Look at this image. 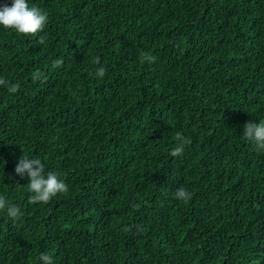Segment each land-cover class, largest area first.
<instances>
[{
	"label": "trees",
	"instance_id": "1",
	"mask_svg": "<svg viewBox=\"0 0 264 264\" xmlns=\"http://www.w3.org/2000/svg\"><path fill=\"white\" fill-rule=\"evenodd\" d=\"M28 3L41 33L0 27V78L19 85L0 86V196L21 210L0 212V264H264V152L242 137L264 122V0ZM24 156L68 192L30 203Z\"/></svg>",
	"mask_w": 264,
	"mask_h": 264
},
{
	"label": "clouds",
	"instance_id": "2",
	"mask_svg": "<svg viewBox=\"0 0 264 264\" xmlns=\"http://www.w3.org/2000/svg\"><path fill=\"white\" fill-rule=\"evenodd\" d=\"M48 23V13L42 9L29 6L28 0H11V6L8 4L0 5V27L4 30H14L18 35H33L36 36L43 31ZM46 37L40 36L37 40L38 44H45ZM142 62L154 63L155 57L148 53H141ZM96 64L99 60L96 59ZM64 64L63 58H58L53 62L54 68L62 67ZM106 69L100 66L95 71L97 78L103 79L106 75ZM36 79H40L37 75ZM0 86L7 87L8 91L15 94L19 90L18 84H10L8 80L0 78ZM243 139L254 146V150L264 152V122L255 123L251 120L243 126ZM176 141L175 147L170 151L171 157H180L187 145L191 144V139L184 136L181 132H177L174 137ZM15 175L21 178L27 176L29 183L27 188L29 193V202L32 204L41 203L47 204L58 194H66L68 185L65 179L58 172L47 171L39 158H29L27 156L20 157L15 169ZM174 198L183 202H188L192 199V194L184 187H180L174 193ZM134 208L138 205H133ZM0 212H5L7 217L13 222L21 217L20 208L9 203L4 197L0 196ZM136 232L143 231L141 225H135ZM125 231H131V227L125 228ZM39 264H54L53 258L45 253L38 256Z\"/></svg>",
	"mask_w": 264,
	"mask_h": 264
}]
</instances>
